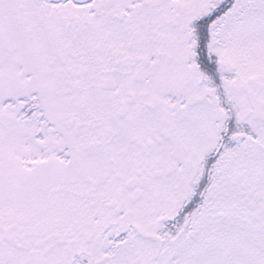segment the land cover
<instances>
[{
  "label": "snow or ice",
  "instance_id": "6c2138e0",
  "mask_svg": "<svg viewBox=\"0 0 264 264\" xmlns=\"http://www.w3.org/2000/svg\"><path fill=\"white\" fill-rule=\"evenodd\" d=\"M0 264H264V0H0Z\"/></svg>",
  "mask_w": 264,
  "mask_h": 264
}]
</instances>
